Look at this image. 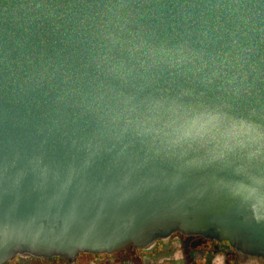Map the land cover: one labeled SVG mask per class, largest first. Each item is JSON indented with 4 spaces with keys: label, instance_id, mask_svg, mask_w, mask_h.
Here are the masks:
<instances>
[{
    "label": "water",
    "instance_id": "water-1",
    "mask_svg": "<svg viewBox=\"0 0 264 264\" xmlns=\"http://www.w3.org/2000/svg\"><path fill=\"white\" fill-rule=\"evenodd\" d=\"M174 232L264 264V0H0V264Z\"/></svg>",
    "mask_w": 264,
    "mask_h": 264
},
{
    "label": "flooded vegetation",
    "instance_id": "flooded-vegetation-1",
    "mask_svg": "<svg viewBox=\"0 0 264 264\" xmlns=\"http://www.w3.org/2000/svg\"><path fill=\"white\" fill-rule=\"evenodd\" d=\"M3 264H242L226 240L172 233L149 249L127 246L110 253L81 252L65 256L15 255Z\"/></svg>",
    "mask_w": 264,
    "mask_h": 264
},
{
    "label": "crops",
    "instance_id": "crops-1",
    "mask_svg": "<svg viewBox=\"0 0 264 264\" xmlns=\"http://www.w3.org/2000/svg\"><path fill=\"white\" fill-rule=\"evenodd\" d=\"M175 233V232H174ZM170 236V235H169ZM169 236H167V237H169ZM167 237H165V238H159V239H166ZM157 241V240H156ZM156 241L150 246V247H148V248H144V249H149V248H151L155 243H156ZM143 249V248H142ZM242 264H244V263H242Z\"/></svg>",
    "mask_w": 264,
    "mask_h": 264
}]
</instances>
